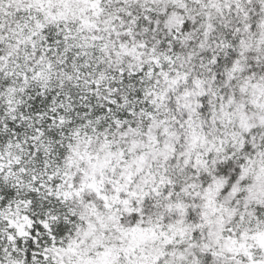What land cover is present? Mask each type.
Wrapping results in <instances>:
<instances>
[{
	"label": "snow or ice",
	"instance_id": "6c2138e0",
	"mask_svg": "<svg viewBox=\"0 0 264 264\" xmlns=\"http://www.w3.org/2000/svg\"><path fill=\"white\" fill-rule=\"evenodd\" d=\"M0 264H264V0H0Z\"/></svg>",
	"mask_w": 264,
	"mask_h": 264
}]
</instances>
